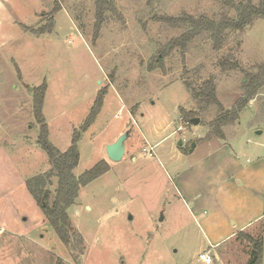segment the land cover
<instances>
[{
	"label": "rangeland",
	"instance_id": "1",
	"mask_svg": "<svg viewBox=\"0 0 264 264\" xmlns=\"http://www.w3.org/2000/svg\"><path fill=\"white\" fill-rule=\"evenodd\" d=\"M95 2L62 0L55 10L56 0H0V264H190L193 257L204 264L197 254L208 251L205 220L214 208L202 203L206 213L197 214L178 194L175 174L218 144L208 122L218 112L211 106L195 125L180 108H197L190 92L208 78L226 108L249 98L227 127V142L245 148L243 159L264 155V74L251 82L264 71V18L245 32L229 31L220 50L209 34L200 35L152 69L160 49L189 28L162 17L219 19L236 11L221 0H111L115 10L106 11L95 39ZM224 61L235 65L225 69ZM44 83L48 138L62 151L107 89L95 123L81 133L74 172L81 176L103 159L110 169L82 187L68 208L67 244L28 186L45 177L32 185L49 190L50 202L55 198L58 179L46 178L52 165L34 111V90ZM125 132L124 157L111 161L106 146ZM256 242L264 264V220L228 238L210 254L212 264H248Z\"/></svg>",
	"mask_w": 264,
	"mask_h": 264
},
{
	"label": "trees",
	"instance_id": "2",
	"mask_svg": "<svg viewBox=\"0 0 264 264\" xmlns=\"http://www.w3.org/2000/svg\"><path fill=\"white\" fill-rule=\"evenodd\" d=\"M224 4L234 9L237 13L236 17L223 15L219 19H213L205 15L195 16L190 13H183L180 16L162 17V20L176 25H188L189 28L180 36L172 38L168 41L159 51L151 64V68L163 64L165 58L170 56L172 52L180 48L185 50L189 44L198 36L209 34L210 38L214 41V49L220 50L225 44L227 33L229 31L245 32L246 28L252 25L257 19L264 18V0H221ZM62 0H56L55 10L60 8ZM94 25V38L97 39L100 35L101 28L106 20V11L115 10L111 0H96ZM228 64L235 65L234 62L224 61L223 65L226 69ZM227 64V65H226ZM264 67V66H263ZM259 73L251 77L252 83H258L261 76L264 74ZM189 88V86H187ZM47 84L35 88L34 90V111L36 120L41 125V133L39 136V144L41 148L48 155L49 161L52 165L51 171L46 175V178L56 176L58 179L55 198L50 202L49 190H43L33 187V181H40L46 183L45 177H35L33 180L28 181V186L34 199L43 210L46 221L51 225L55 233L59 236L64 244L68 243L67 230L69 225L68 208L75 203L79 196L82 187L88 185L98 177L102 176L109 169V162L105 159L99 161L94 167L84 172L81 176L75 175V168L80 162V149L79 139L82 132L87 131L96 121L100 114L107 89L101 90L92 107L90 113L86 117L84 124L80 130H75L72 138V144L66 151L60 150L49 140V129L43 114V104ZM190 89V88H189ZM195 104L196 109L187 110L181 107V115L183 118L191 121L194 117H200L201 114L208 112L211 106L217 107L216 117L209 121L214 134L219 138H224V127L235 123L240 119V114L243 108L249 103V98L242 97L235 106L226 108L217 96V82L213 78L205 79L199 88H192L190 92ZM39 186V185H37ZM255 250L252 259L248 264H259L261 259V248L258 243H255Z\"/></svg>",
	"mask_w": 264,
	"mask_h": 264
},
{
	"label": "crops",
	"instance_id": "3",
	"mask_svg": "<svg viewBox=\"0 0 264 264\" xmlns=\"http://www.w3.org/2000/svg\"><path fill=\"white\" fill-rule=\"evenodd\" d=\"M228 126L223 129L225 137L218 138V144L212 150L175 174L178 194L188 203H193L197 214L202 212L199 207L202 203L213 205L212 215L205 220L211 227L212 237L206 247L211 255L223 246L228 238H233L239 232L246 231L264 220V155L255 160L249 156L243 159L245 148L227 142ZM197 147L198 144H195L192 151ZM253 150L256 151L252 153H257V149ZM249 151H252V148ZM203 212L205 214L206 210ZM202 251L204 250L197 254L198 258ZM195 258L190 259V264H195L196 260L198 262Z\"/></svg>",
	"mask_w": 264,
	"mask_h": 264
},
{
	"label": "water",
	"instance_id": "4",
	"mask_svg": "<svg viewBox=\"0 0 264 264\" xmlns=\"http://www.w3.org/2000/svg\"><path fill=\"white\" fill-rule=\"evenodd\" d=\"M191 122L195 125H198L200 123V118L194 117L191 119ZM127 138H128V132H125L116 141L106 146V153H107L108 158L111 161L119 162L123 159L125 151H126V139ZM180 144H182V141H180ZM194 148H195V143L193 144L191 151Z\"/></svg>",
	"mask_w": 264,
	"mask_h": 264
},
{
	"label": "built area",
	"instance_id": "5",
	"mask_svg": "<svg viewBox=\"0 0 264 264\" xmlns=\"http://www.w3.org/2000/svg\"><path fill=\"white\" fill-rule=\"evenodd\" d=\"M152 150H153V147H150V150L147 147L144 148V152H150V155H153ZM3 230H4L3 228L0 229V236L2 235ZM199 258L205 264H212V262H213L212 256L210 255L209 251H202L199 254Z\"/></svg>",
	"mask_w": 264,
	"mask_h": 264
}]
</instances>
